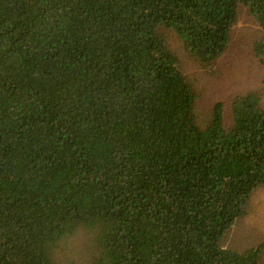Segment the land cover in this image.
<instances>
[{"label": "trees", "instance_id": "trees-1", "mask_svg": "<svg viewBox=\"0 0 264 264\" xmlns=\"http://www.w3.org/2000/svg\"><path fill=\"white\" fill-rule=\"evenodd\" d=\"M241 7L264 31V0H0V264H263L222 246L264 187L261 96L207 105L183 67Z\"/></svg>", "mask_w": 264, "mask_h": 264}, {"label": "rangeland", "instance_id": "rangeland-1", "mask_svg": "<svg viewBox=\"0 0 264 264\" xmlns=\"http://www.w3.org/2000/svg\"><path fill=\"white\" fill-rule=\"evenodd\" d=\"M263 41L264 31L250 11L241 7L229 47L213 72H204L184 60V69L204 85L203 102L207 101L209 105L221 99L229 107L230 96L250 91L260 94L264 107V60L258 61L264 54L260 52ZM246 210V215L223 238V247L244 251L264 239V187L250 196Z\"/></svg>", "mask_w": 264, "mask_h": 264}]
</instances>
